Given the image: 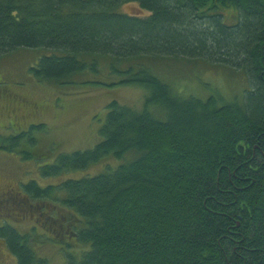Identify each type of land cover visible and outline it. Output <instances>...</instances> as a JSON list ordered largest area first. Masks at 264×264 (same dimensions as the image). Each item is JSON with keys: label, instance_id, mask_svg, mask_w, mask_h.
<instances>
[{"label": "trees", "instance_id": "16d2710c", "mask_svg": "<svg viewBox=\"0 0 264 264\" xmlns=\"http://www.w3.org/2000/svg\"><path fill=\"white\" fill-rule=\"evenodd\" d=\"M126 4L147 14L119 13ZM20 49L50 52L30 68L39 83L78 84L106 68L112 81L83 84L147 95L141 108L112 100L94 149L60 154L44 174L126 162L0 197L9 264H52L39 241L64 245L59 264H264V0H0V59ZM185 60L245 73L242 98L183 96L157 74ZM25 135L0 136V149L48 156ZM24 212L28 232L14 223Z\"/></svg>", "mask_w": 264, "mask_h": 264}, {"label": "rangeland", "instance_id": "374dc122", "mask_svg": "<svg viewBox=\"0 0 264 264\" xmlns=\"http://www.w3.org/2000/svg\"><path fill=\"white\" fill-rule=\"evenodd\" d=\"M118 12L147 14L134 4H126ZM222 14L228 24H235L238 20L236 8L223 9ZM47 53L50 52L20 49L0 59V136L9 139L11 135L24 132L26 135L21 141L24 146L32 145L28 143L32 137L37 140L33 150H49L48 156H43V159L37 155L36 158L25 160L22 153L0 149V197L9 194L6 193L9 191L22 190L31 180L43 187L57 185L69 178L96 176L126 162L125 159L108 157L83 170L66 171L60 175L44 174L46 167L54 165L60 154L94 149L102 140L100 129L106 121L108 105L112 100L141 108L147 95V90L138 86L83 84L96 80L112 81L114 78L106 68L98 75L87 70L77 79L78 84L55 86L39 83L30 73V68ZM157 74L175 86L183 96L193 95L203 99L212 95L214 88L227 101H234L236 97L241 99L248 86L246 75L240 70L231 73L215 64L197 61L164 62ZM2 210L0 208V221L11 217L8 210ZM24 213L27 217L28 214ZM15 221L22 232L30 231L35 225L33 217L25 219L21 214ZM38 232L44 231L38 228ZM63 246L51 244L50 241L35 244L38 254L50 256L52 264L61 261L57 257L63 256ZM76 249L79 251L83 246ZM11 261L12 256L3 253L0 248V264H9Z\"/></svg>", "mask_w": 264, "mask_h": 264}]
</instances>
